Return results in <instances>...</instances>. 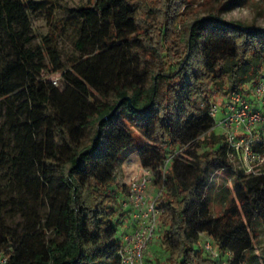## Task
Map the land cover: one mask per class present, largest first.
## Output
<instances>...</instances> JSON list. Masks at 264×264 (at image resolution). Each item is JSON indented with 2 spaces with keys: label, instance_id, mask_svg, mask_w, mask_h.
I'll return each mask as SVG.
<instances>
[{
  "label": "trees",
  "instance_id": "16d2710c",
  "mask_svg": "<svg viewBox=\"0 0 264 264\" xmlns=\"http://www.w3.org/2000/svg\"><path fill=\"white\" fill-rule=\"evenodd\" d=\"M62 1L0 0L5 264H119L118 196L127 186L116 170L132 154L160 193L164 264H214L202 235L231 253L227 264H249L264 226V169L234 167L223 135L210 132V108L213 94H247L261 75L264 28L199 15L190 0ZM36 15L49 29L33 45ZM68 28L71 54L59 46ZM253 151L264 154V138ZM219 172L232 181L214 213Z\"/></svg>",
  "mask_w": 264,
  "mask_h": 264
},
{
  "label": "built area",
  "instance_id": "2783aa9c",
  "mask_svg": "<svg viewBox=\"0 0 264 264\" xmlns=\"http://www.w3.org/2000/svg\"><path fill=\"white\" fill-rule=\"evenodd\" d=\"M220 107L222 118L217 120L218 105H211L210 116L214 123L210 132L219 128L230 159L238 158L246 172L255 173L257 164L264 162V154L253 151V145L264 138V68L247 89V94L232 91ZM169 161L170 158L165 161L163 173ZM153 178L150 169L142 168V172L129 182L127 194L121 200V206L134 223V229L120 235L117 250L119 264H144L143 255L155 237L162 210L157 203L160 193L154 196L147 193ZM202 250L213 259L214 264H227L226 259L231 257V253L222 255L217 248L213 250L212 240L205 235H202ZM5 262L6 258L0 255V264Z\"/></svg>",
  "mask_w": 264,
  "mask_h": 264
},
{
  "label": "rangeland",
  "instance_id": "374dc122",
  "mask_svg": "<svg viewBox=\"0 0 264 264\" xmlns=\"http://www.w3.org/2000/svg\"><path fill=\"white\" fill-rule=\"evenodd\" d=\"M225 0H190L189 10L199 14L206 15L210 12H219L220 15L225 20H238L247 25H253L257 27L264 28V0H232L230 3H224ZM87 0H63L62 3L68 7H75L81 4H85ZM224 3V4H223ZM65 17V13H63L60 9H57L55 12V19L62 21ZM32 27L33 33L35 35V39L33 40V45H37L40 41L41 36H44L49 26L43 20L42 16L36 15L32 19ZM74 37V32L68 28L63 35L59 37V46L63 53L71 54L73 52L72 48V39ZM50 80L57 81L58 74L51 75L49 77ZM252 84H248V87H251ZM211 100L218 105V114L217 120L222 118V111L220 105L224 101L222 97L218 94H213L211 96ZM214 135H222L220 129H216L212 132ZM231 162L233 163L236 169H240L242 167L241 161L238 158H231ZM258 166L255 168L256 171L258 169H264V162L258 163ZM142 172V168L139 166L137 154H132L126 157L121 161L116 170L117 175V183L119 185L128 186L131 179L138 176ZM8 177V172L3 171L0 174V179L2 184L5 185L6 179ZM232 181V174L227 172H219L216 174L214 179L213 190L211 191V197L213 199V211L217 213L219 211V203L217 201V192L220 191L221 187L229 186ZM158 192V188L151 184L148 187L147 193L150 196H154ZM119 212H121L120 218L123 214L128 213L124 210L122 206L119 207ZM129 217V216H128ZM130 218V217H129ZM10 225H16L20 220L19 218L9 219ZM121 228V227H120ZM118 230L117 236H120L122 230ZM161 231L157 225L155 237L149 243L147 250L143 255L144 264H164L166 254L162 249ZM202 242V239L200 243ZM202 249V243L199 246ZM216 247L213 245V250ZM203 251V250H202ZM255 255L256 258L252 260L249 264H264V226H260L257 230V237L255 238ZM204 254V253H203ZM209 257V256H208ZM211 258V257H209ZM212 259V258H211ZM111 263L107 261L106 264Z\"/></svg>",
  "mask_w": 264,
  "mask_h": 264
},
{
  "label": "crops",
  "instance_id": "0c3cea01",
  "mask_svg": "<svg viewBox=\"0 0 264 264\" xmlns=\"http://www.w3.org/2000/svg\"><path fill=\"white\" fill-rule=\"evenodd\" d=\"M123 197L124 196H121V195L118 196V204H119V207L121 205V200L123 199ZM123 211H124V209H123ZM119 228H120V230H122L121 231V234H123V233H130V232L133 231V229H134V223L128 217L127 214L126 215L123 214V216L120 218V222H119V225H118V230H119Z\"/></svg>",
  "mask_w": 264,
  "mask_h": 264
},
{
  "label": "water",
  "instance_id": "95a60500",
  "mask_svg": "<svg viewBox=\"0 0 264 264\" xmlns=\"http://www.w3.org/2000/svg\"><path fill=\"white\" fill-rule=\"evenodd\" d=\"M116 109H117V107H115V108L112 110V112L107 116V119H110V118L114 115Z\"/></svg>",
  "mask_w": 264,
  "mask_h": 264
}]
</instances>
